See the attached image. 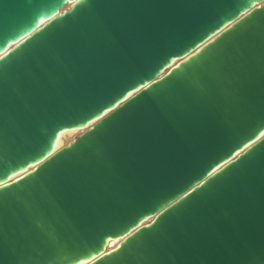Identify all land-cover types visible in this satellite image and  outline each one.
Returning a JSON list of instances; mask_svg holds the SVG:
<instances>
[{
    "label": "water",
    "instance_id": "1",
    "mask_svg": "<svg viewBox=\"0 0 264 264\" xmlns=\"http://www.w3.org/2000/svg\"><path fill=\"white\" fill-rule=\"evenodd\" d=\"M0 264H264V0H0Z\"/></svg>",
    "mask_w": 264,
    "mask_h": 264
},
{
    "label": "bare ground",
    "instance_id": "2",
    "mask_svg": "<svg viewBox=\"0 0 264 264\" xmlns=\"http://www.w3.org/2000/svg\"><path fill=\"white\" fill-rule=\"evenodd\" d=\"M73 134H74V133H73ZM69 135H70V134H69ZM69 135H68V136H69ZM115 243H116V241H111V244H115Z\"/></svg>",
    "mask_w": 264,
    "mask_h": 264
}]
</instances>
